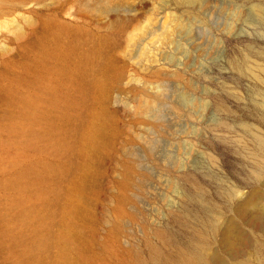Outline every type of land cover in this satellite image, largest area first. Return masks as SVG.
Returning <instances> with one entry per match:
<instances>
[{
    "label": "rangeland",
    "instance_id": "obj_1",
    "mask_svg": "<svg viewBox=\"0 0 264 264\" xmlns=\"http://www.w3.org/2000/svg\"><path fill=\"white\" fill-rule=\"evenodd\" d=\"M257 135L264 0H0V264L62 244L74 264H264V223L234 210L264 181Z\"/></svg>",
    "mask_w": 264,
    "mask_h": 264
},
{
    "label": "bare ground",
    "instance_id": "obj_2",
    "mask_svg": "<svg viewBox=\"0 0 264 264\" xmlns=\"http://www.w3.org/2000/svg\"><path fill=\"white\" fill-rule=\"evenodd\" d=\"M63 26V25H60ZM64 31H67L64 27L62 28ZM53 43H56L57 41H52ZM31 46L33 45L35 48H39L40 50L45 49L44 48V40L42 38H38L37 36H35L34 38H31V40L28 42ZM46 46H48V44L46 43ZM72 57V53L70 54ZM83 62L78 61V65H82ZM25 80L29 83H34V79L32 78H25ZM50 95H53L51 93H49ZM38 95H35V97H30V98H25V102L27 104L31 103V101H38ZM6 98H10V96H6ZM27 113L30 114V120L29 122L33 121L35 119V117L32 115L31 111L27 110ZM12 130H20V131H25L26 135L28 136V144L29 145H34L35 143H37L38 139H40L43 136H48L49 138V133H44V129L43 128H36V127H28L26 128L25 125H29L27 123H22V122H15L13 124H11ZM31 126V125H30ZM102 136V133L100 131H93L92 132V137L94 140H99V138ZM258 136V135H257ZM264 136V135H263ZM258 138L260 139L258 141V144L261 147H264V139L261 138V135L258 136ZM31 169L34 170V168L32 166H30ZM51 166L46 165L45 167H43V173L42 176H40V178H42L41 180H47L48 178H50V172L52 171ZM25 174L28 175V172H25ZM11 182V180H10ZM14 182V181H13ZM16 183H18L17 181H15ZM15 182L13 184H15ZM29 181H23V184H27ZM42 181H37L34 182L31 181L29 184H39L41 185ZM8 185L10 183H7ZM20 184V183H19ZM43 189H39L37 191L32 190L29 191L31 193L33 192H42ZM263 192H264V181H262L260 183V187H253L252 190L241 200L237 203V205L234 207L235 210V214L237 216L240 217H244V216H248L251 217L254 221H258L260 223H264V204H260V201L263 199ZM70 235L68 234V232L64 233L62 235V239L64 241V239H69ZM249 239V236L246 235L241 229H239L238 226V220L236 217H231L228 218L227 221L223 224L222 228H221V243L222 245H224L231 253H236V251L239 249L240 245L245 244L247 242V240ZM15 244V243H14ZM63 250L60 249V255L57 259V264H74L73 260H70L68 252L66 250V248L64 247V245L62 244ZM157 249V248H156ZM62 250V251H61ZM158 253L161 255V253L159 252V250L157 249ZM62 252V254H61ZM211 257L220 259V257H217V254L214 252L211 254ZM210 259H208V256L205 258H201L198 256H195L193 254L191 255H186V259H184L183 264H201V262H207L209 263ZM224 263L225 261L222 260ZM242 264H252L249 260L244 261Z\"/></svg>",
    "mask_w": 264,
    "mask_h": 264
}]
</instances>
